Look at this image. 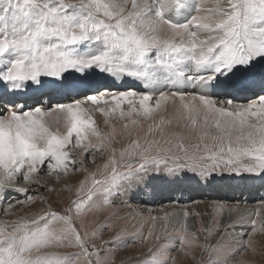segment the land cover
Wrapping results in <instances>:
<instances>
[{"label":"snow or ice","instance_id":"snow-or-ice-1","mask_svg":"<svg viewBox=\"0 0 264 264\" xmlns=\"http://www.w3.org/2000/svg\"><path fill=\"white\" fill-rule=\"evenodd\" d=\"M96 74L131 78L145 91L101 92ZM246 94L250 102L233 109L234 97ZM109 96L111 106L99 107L109 104ZM68 97L74 98L51 102ZM169 100L179 101L174 119L198 127L200 141L211 139L214 149L205 145L203 153L188 154L181 143L184 155H170L156 140L133 139L117 157L112 133H101L94 119L99 112L106 124L119 120L127 129L128 121L135 125L159 112L162 125ZM89 102L96 107H86ZM73 150H80L79 161ZM102 152L108 153L103 166L84 169L63 214L45 210L13 225L0 240V264H75L81 257L86 264H114L101 258L103 245H90L83 220L77 227L74 218L97 199L98 207L111 204L125 185L211 184L226 173L264 181V0H213L211 7L206 0H0V197L25 193L16 187L19 179L44 191L40 175L59 182ZM46 190L58 191L55 185ZM27 199L44 203L47 197ZM13 203L20 201L9 199L8 208ZM189 215L184 211V246L193 243ZM161 219L160 230L144 238L154 237L151 264H169L164 253L171 249L161 244L180 223L179 214ZM218 224L225 232L202 246L201 255L208 253L203 264H220L228 225ZM61 248L77 251L55 250Z\"/></svg>","mask_w":264,"mask_h":264},{"label":"rangeland","instance_id":"rangeland-1","mask_svg":"<svg viewBox=\"0 0 264 264\" xmlns=\"http://www.w3.org/2000/svg\"><path fill=\"white\" fill-rule=\"evenodd\" d=\"M195 2L199 3L200 0H195ZM212 3L213 0H206L208 7H211ZM94 79L96 84H99L97 85L98 88L104 87V85L117 88L116 81L118 80H122L121 86H125L126 82H129V84L138 83L127 77L112 79L101 74H96ZM138 85L141 84L138 83ZM128 89L132 88L126 87L125 89V87H121L118 90L125 91ZM109 90L114 91L113 89ZM190 90L194 91V89H188L187 91ZM142 91H145V89L143 88L140 92ZM238 96H243V98H239L241 100V103H238L239 107L246 105L251 100V97L247 94ZM70 98L73 99L74 97L54 98L51 102L54 103L59 100L66 103L71 100ZM178 104V101L174 105L169 100L168 111L163 115L164 123L162 125L159 112L156 114L155 119L138 118L135 125L128 121L127 129L123 127V122L119 120L106 124V118L99 112L94 113V119L101 133H112L113 144L111 147L116 149L117 157H119V152L127 147L133 139H139L141 144L156 140L162 148L171 149L170 155H184L177 147L181 143L188 150V154L203 153L205 145L209 149H214L215 142L211 139L205 137L203 141H200L199 137L203 133L198 127L194 129L189 125L186 128L184 127V121L177 122L174 119L175 107ZM110 106L109 96V104H101L99 107L108 108ZM86 107L95 108L96 106L89 102ZM168 121H171V123H168ZM253 122L256 121L253 120ZM211 131L215 134L216 130L213 128ZM198 143L199 150L196 147ZM70 155L77 161L81 158L80 150H73ZM107 156V152H102L99 155H89L85 164H78L80 171L69 173L75 176L73 181L67 182V180L63 181L62 179L61 182L63 183L60 188L56 185L57 181H55L54 176L47 174L38 177L39 183L45 185L44 191H40L34 185L25 184L22 179H19L17 181L18 186L25 185L27 190L22 193L18 208L15 206L16 209L10 208L0 215V240L10 234L13 225H18L22 218L27 221L36 220L45 210L63 214L69 202L75 199V187L87 175L84 169L87 168L89 173L96 171L103 166ZM52 185H55L58 191L50 194L46 189ZM66 186L73 187L72 194ZM120 190L123 193V189ZM129 193H131V190L128 191ZM137 193L142 197L139 202L132 200V198H123V194L116 195L114 193L111 204L98 207L97 205H100L102 201L97 199L92 208L82 218H74L77 227L80 226L81 219L83 220L84 230L89 233L90 245L95 244L98 247L103 245L102 259H108L114 264H151L148 253L149 248L154 244V237L147 240L144 238L148 236L150 231L155 234L160 230L159 226L163 223L161 218L165 216L163 214H166V211L167 214L174 215L172 208L179 206L180 223L174 231L169 230L167 241L161 244V248L171 249L164 253L169 260V264H173V261L174 264H203V261L208 257V253L204 252L201 255L202 246L216 243L221 239L220 234L225 232L224 227L218 224L221 220L228 227L222 240L224 251L219 257L220 264H264V234L260 232V229H264V181L240 179L239 177L229 178L226 173L223 179L217 178L211 184L188 181L180 185L170 186L157 183L154 189H144L142 187ZM33 196H44L47 197V200L42 203L39 199L34 202L27 199ZM217 204L223 206V211L214 207ZM139 207L146 208L140 209ZM229 209H243L247 212L230 216L227 212ZM184 210L190 213L187 218L188 235L193 243L188 246L180 243L181 237L186 235L184 231ZM228 216L231 220L226 221ZM153 217H156V219L153 220ZM133 218L136 219L133 220ZM104 225H107V227H104ZM17 230L19 231L18 227ZM93 230H96L94 236L92 235ZM206 230H210L211 234ZM230 231H236L237 234L232 236L229 234ZM55 250L61 252L77 251L73 248ZM93 260H95V257H93ZM75 264H86V262L81 257Z\"/></svg>","mask_w":264,"mask_h":264},{"label":"bare ground","instance_id":"bare-ground-1","mask_svg":"<svg viewBox=\"0 0 264 264\" xmlns=\"http://www.w3.org/2000/svg\"><path fill=\"white\" fill-rule=\"evenodd\" d=\"M117 82H122V80H118ZM97 85H99V84H96V86ZM121 87H125V89H126V87H129V88H132V89H138L137 91L138 92H140L142 89H143V86L142 85H138V83H134V84H129V82H126V84H125V86H121ZM120 86L119 87H117V88H115V86L114 87H112V88H110V87H108V85L107 86H105L104 85V87H101V88H99L100 90H101V92H103V89H105V88H107V89H113L115 92H120V90H118V89H120L121 88ZM191 89V88H190ZM189 92H192V90H190ZM191 97H188V99H190ZM239 98H243V96H235L234 97V100L236 101V103H234L231 107L233 108V109H235V108H238L239 107V105H238V103H241L240 101V99ZM71 99V98H70ZM221 99H223V97H221ZM178 101V100H177ZM179 102V101H178ZM54 103H56V102H54ZM53 103V104H54ZM197 104H199V101H197ZM98 125V124H97ZM104 132V131H103ZM117 143V142H116ZM76 157V156H75ZM96 162V161H95ZM85 172V171H84ZM77 175V174H76ZM68 177V178H67ZM67 177H65V178H63V181L64 180H67V182L69 181V182H72L73 181V179L75 178V176L74 175H71V174H68V176ZM49 179H50V177H49ZM39 181V180H38ZM56 181V180H55ZM62 181V180H61ZM61 181H59V182H56V185H58V187L60 188L61 186H62V183L63 182H61ZM25 184H26V182H25ZM28 185H29V183H27ZM23 185V184H22ZM16 187H18V188H24V189H26L27 188V186H25V185H23V186H18V184L16 183ZM31 187V186H30ZM143 186L141 185L140 186V188L138 189L137 187H136V185H135V183H133V184H131V185H125L124 187H122L121 189H123L122 191H123V198H132V200H134V201H137V202H139L140 201V198H142V197H140L141 195L140 194H138L137 192H138V190H141V188H142ZM73 188V187H72ZM62 189V188H61ZM60 189V191H62ZM27 190V189H26ZM66 190V189H65ZM131 190V193H129L128 194V191H130ZM121 191V190H120ZM71 194L73 193V192H70ZM68 195V194H67ZM21 196H22V193H18V192H12L11 194H10V196L8 197V198H3V197H0V201H1V203H0V215L3 213V212H7V210H9L10 208H8V202H9V199H16V200H19V201H21ZM72 196V195H71ZM124 200V199H123ZM118 201H120V200H118ZM18 204H20V203H13V207L12 208H15V206H16V208H18ZM25 204V203H24ZM178 205V204H177ZM21 206V205H20ZM123 206V205H122ZM30 207V206H29ZM249 207V206H248ZM15 208V209H16ZM140 209L141 208H146V207H139ZM178 208H180L179 206H174L173 208H172V212L173 213H175V214H180V211L178 210ZM182 208V207H181ZM246 209V208H245ZM251 209V208H250ZM13 210V209H12ZM11 210V211H12ZM22 211V210H21ZM185 211V210H184ZM24 212V211H23ZM227 212H229V211H227ZM232 212H234V211H232ZM244 212H247L246 210L244 211L243 209L242 210H239V212H234L233 214H230V213H228L230 216L232 215V216H235V214H237V213H241V214H243ZM170 213V212H169ZM166 214H167V211H166ZM246 214V213H245ZM163 215H165V214H163ZM12 219V218H11ZM134 219H136V218H133V220ZM229 220H231L230 219V217L228 216L227 218H226V221H229ZM9 221V220H8ZM12 221V220H11ZM260 232H263V234H264V229H260ZM229 234L230 235H232V236H234V234H237L236 233V231H230L229 232Z\"/></svg>","mask_w":264,"mask_h":264}]
</instances>
